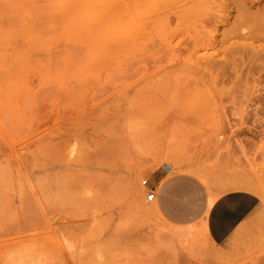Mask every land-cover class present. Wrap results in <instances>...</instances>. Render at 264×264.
<instances>
[{"label": "rangeland", "instance_id": "obj_1", "mask_svg": "<svg viewBox=\"0 0 264 264\" xmlns=\"http://www.w3.org/2000/svg\"><path fill=\"white\" fill-rule=\"evenodd\" d=\"M173 175L194 181L182 225L147 200ZM11 253L264 264V0H0Z\"/></svg>", "mask_w": 264, "mask_h": 264}, {"label": "crops", "instance_id": "obj_2", "mask_svg": "<svg viewBox=\"0 0 264 264\" xmlns=\"http://www.w3.org/2000/svg\"><path fill=\"white\" fill-rule=\"evenodd\" d=\"M155 189L157 208L163 218L169 223L184 224L189 218L193 201V179L188 176L173 175L164 178ZM216 234L220 237V247H225L223 230L217 229ZM13 256L17 255L9 254L1 264H11L10 258Z\"/></svg>", "mask_w": 264, "mask_h": 264}, {"label": "built area", "instance_id": "obj_3", "mask_svg": "<svg viewBox=\"0 0 264 264\" xmlns=\"http://www.w3.org/2000/svg\"><path fill=\"white\" fill-rule=\"evenodd\" d=\"M143 186L149 187V182L147 180L143 181ZM147 200L149 202H153L156 200V192L155 188H151L147 195Z\"/></svg>", "mask_w": 264, "mask_h": 264}, {"label": "bare ground", "instance_id": "obj_4", "mask_svg": "<svg viewBox=\"0 0 264 264\" xmlns=\"http://www.w3.org/2000/svg\"><path fill=\"white\" fill-rule=\"evenodd\" d=\"M99 257H101V255H99Z\"/></svg>", "mask_w": 264, "mask_h": 264}]
</instances>
